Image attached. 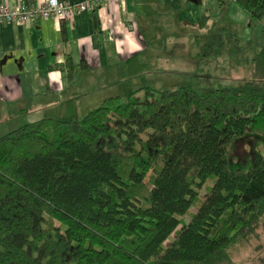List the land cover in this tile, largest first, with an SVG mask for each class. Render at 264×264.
<instances>
[{
  "label": "trees",
  "instance_id": "obj_1",
  "mask_svg": "<svg viewBox=\"0 0 264 264\" xmlns=\"http://www.w3.org/2000/svg\"><path fill=\"white\" fill-rule=\"evenodd\" d=\"M229 1L262 24L264 0ZM200 40L205 61L241 51L217 23ZM51 69L74 79L68 53ZM263 215L262 44L237 89L144 87L0 137V264H232Z\"/></svg>",
  "mask_w": 264,
  "mask_h": 264
},
{
  "label": "crops",
  "instance_id": "obj_2",
  "mask_svg": "<svg viewBox=\"0 0 264 264\" xmlns=\"http://www.w3.org/2000/svg\"><path fill=\"white\" fill-rule=\"evenodd\" d=\"M0 2L13 8L45 0ZM214 23L239 38L253 31L248 15L229 0H106L99 11L76 15L71 25L56 19L0 25V123L64 121L144 88L141 83L136 89L132 80L147 82L167 64L184 65L185 50L197 52L192 61L199 59L200 37ZM66 53L75 67L73 81L51 69L64 63ZM235 264H264V254H247Z\"/></svg>",
  "mask_w": 264,
  "mask_h": 264
},
{
  "label": "rangeland",
  "instance_id": "obj_3",
  "mask_svg": "<svg viewBox=\"0 0 264 264\" xmlns=\"http://www.w3.org/2000/svg\"><path fill=\"white\" fill-rule=\"evenodd\" d=\"M260 25L261 24H251L253 31L248 38H245L244 34H241L239 38L241 51L237 56H231L224 53L220 57L205 61L201 49V57L192 61L195 58L193 57L194 53L197 52H189L185 50V66L181 63H177L175 66L167 64V66L160 68V70L162 69L160 74L148 75L147 82L145 79L142 80L136 77L132 80L131 84H134V87L137 89L142 83V86L147 85L145 87L161 92L175 91L187 86L200 93L219 87L237 89L241 82L250 81L252 79L253 58L259 50V44H262L264 47V33L262 32L264 29V23L262 26ZM255 28H257V30ZM125 87H128V83ZM127 95L128 92L121 96V98L124 100ZM85 115L86 114L75 115L74 119L79 120ZM25 118L28 117H22V119ZM20 119L15 118L10 122H1L0 137L14 131L22 125L35 121L33 120L35 119L33 117H29L28 120H24V122H19ZM68 119L69 118H65L64 121ZM246 148L247 146H244V144H239L237 146L238 153L242 154L243 150H246ZM214 180V177H210L205 185L198 190V199L207 192L208 188L212 186ZM198 203L197 200L191 206L189 211L180 218L182 223L186 224L189 222L191 217L197 211ZM179 229L180 227H177L176 231H179ZM256 231L257 237H255V239L242 238L236 245L231 246L226 250V255L232 264L237 263L241 258L243 259L247 257V254H264V215L260 219ZM172 238L173 235H171L169 240Z\"/></svg>",
  "mask_w": 264,
  "mask_h": 264
},
{
  "label": "built area",
  "instance_id": "obj_4",
  "mask_svg": "<svg viewBox=\"0 0 264 264\" xmlns=\"http://www.w3.org/2000/svg\"><path fill=\"white\" fill-rule=\"evenodd\" d=\"M106 0H84L78 3L59 2L58 0H45L42 4H18L11 8L0 2V25L56 19L71 25L76 15L90 13L98 10Z\"/></svg>",
  "mask_w": 264,
  "mask_h": 264
}]
</instances>
